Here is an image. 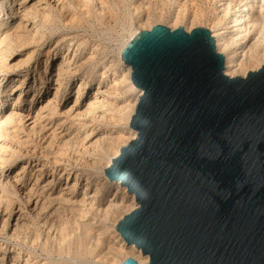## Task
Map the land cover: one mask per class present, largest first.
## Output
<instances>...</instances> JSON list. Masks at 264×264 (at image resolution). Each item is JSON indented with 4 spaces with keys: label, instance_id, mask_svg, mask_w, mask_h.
<instances>
[{
    "label": "water",
    "instance_id": "obj_1",
    "mask_svg": "<svg viewBox=\"0 0 264 264\" xmlns=\"http://www.w3.org/2000/svg\"><path fill=\"white\" fill-rule=\"evenodd\" d=\"M133 139L104 169L136 201L122 264H264V64L228 76L208 29L155 24L121 53Z\"/></svg>",
    "mask_w": 264,
    "mask_h": 264
},
{
    "label": "rangeland",
    "instance_id": "obj_2",
    "mask_svg": "<svg viewBox=\"0 0 264 264\" xmlns=\"http://www.w3.org/2000/svg\"><path fill=\"white\" fill-rule=\"evenodd\" d=\"M33 1L31 0L30 2ZM50 1L52 2V0ZM102 1H105L107 5ZM102 1L89 0L91 2L89 3L88 0H67L63 5L64 9L61 8V11H58L60 14L54 11L51 12V22L45 24V27L41 29L42 32L44 31L42 37L36 36L39 39L36 40L35 38L33 43L20 47L18 44H16L17 46L10 44L9 50H6V52H9V54L8 52L5 53L8 55H6V62L9 68L6 72L0 73V79H2L0 81V171H2L0 174V264H114L115 262V264H118L127 257H131L136 261L139 260L137 261L139 263L146 262L145 255H142L140 251L134 248L126 246L124 242L122 243L120 237L117 236L118 232L115 231L118 221L125 214L135 209L136 201L134 196L129 194L118 183L104 178V173H102L104 164H95V168L85 167V164H89L88 159L92 160L89 156L84 159V164L80 163L82 160L75 163L76 159L80 157L77 151L79 148L77 143L84 137L85 132L89 133L90 131L88 128H82L81 125L86 122L87 125L94 124L95 126L89 138L83 141L86 146L98 136L104 137L103 144L106 145L111 139L118 136V133L119 135L123 134L124 137L132 136L134 129L130 128L129 125L126 126L122 115L119 114L122 110L127 109L130 104L134 103L139 95V90L135 86L131 85L129 81L122 80L126 67L118 59L119 44L124 38L123 36H126L130 30L134 28L143 30L155 24H161L170 29L182 26L187 32L195 27H204L210 31L211 36H213L214 31L218 30L221 32V37H236V35H233L234 29L228 26L232 22L233 10L230 9L228 15L222 18V11L228 3L227 0L126 1L129 4L125 3L124 0H122V3L121 0ZM228 1L230 2V7L238 2L239 4L236 8L239 7V9L245 3V0H239L240 2L238 0ZM138 2H142L141 5ZM114 3H117L119 8L124 4V8H121L124 12L117 8L118 6ZM259 3L257 2L256 6ZM88 4L91 5L89 6ZM111 4H114L115 7ZM256 6L250 13H256ZM78 7H82L80 10L82 14H80ZM76 8L77 11H75ZM83 8L86 11H83L85 10ZM112 9L114 11L111 13L110 10ZM115 10H118L117 12H120V14L118 15ZM95 11H97L98 15ZM131 13L133 16H131ZM181 14L183 15L182 18ZM120 15L121 17H119ZM177 16V19L180 18L179 20L176 19ZM73 19L76 21H73ZM115 19H118V21H115ZM53 20L54 22H52ZM126 23L127 25H125ZM217 23L219 24L217 25ZM8 24L9 22L6 26ZM221 41L222 39H220L219 43ZM251 42L252 39L250 40V37L242 39V41L239 39V43L238 40L233 42L234 45L231 44L232 47L229 46V51H223L222 54L223 56H231L230 53L234 51L235 53L232 52V55H236L231 56V58L238 63L241 58V48L239 47L242 46L246 50ZM216 49L220 51L221 48L218 47ZM260 53L258 52V54ZM257 57H254L256 59L252 58L250 64L248 62L247 67H244V70L241 69L243 71H240L238 76H242L244 71L246 74L250 70H256L264 64V61H260L262 58L259 56L260 59H257ZM62 59L64 61L67 60L66 63L69 62L70 69L64 75L62 85L59 88L60 91L55 99L54 91L57 86L54 85V73ZM255 60L256 62H254ZM252 61L254 67H250ZM77 67L79 69L73 71ZM80 75H85L87 82L77 97L76 88L81 83ZM40 77H46L45 82L42 84H39ZM20 81L21 90L23 91L17 99L19 91L15 88ZM37 87L38 90H36ZM40 87L41 89H39ZM97 88H99L101 94L106 95L108 106L103 109L104 114H102L103 116L100 120L92 121L90 117L85 115V112ZM39 98L41 101L37 105L35 102ZM49 99H54L53 101L50 100L52 102L56 100L54 104L52 103L51 110L42 111L41 115L44 116L38 117L35 129L31 128L33 115L37 113L38 107L44 106ZM111 102L113 103L112 106ZM13 104L18 109L26 107L31 113L29 118L22 120L21 125L17 120L5 121L10 111L9 108ZM118 108L120 110H117ZM100 112L98 114L101 115ZM21 113L25 115L26 112ZM83 115L85 116L84 118ZM40 126L43 128L41 129ZM55 132L58 134L53 137L52 134ZM64 140L70 141L67 146L62 145ZM25 165H30L31 167H25V172L22 173ZM41 165L44 168L42 176L35 181L33 172ZM52 167H56L57 170L71 168V171L77 173L80 177L81 185L77 184L74 188V193L69 195L71 201H58L60 195L65 194L63 192L67 190L63 189V181L58 184L54 180L50 186H47V181L51 178V174L57 177V173H53L51 170ZM30 173H32V176H29ZM20 181L24 182V188L21 190L17 189L16 185V182ZM85 182H88L86 189L83 188ZM4 185H6V188H4L7 191L4 190ZM65 187L67 188L68 185ZM28 188H31L30 190L34 192L36 191V194L33 192L34 196L32 195L33 197H30L29 201L26 202L24 197L28 193ZM95 188H98L99 191L97 199L95 198L94 201V210L82 221L85 224L94 226L92 229H87L88 231L84 229V233L81 234L84 241L93 245L90 248V253H88L77 246V237H80L77 234H80V229L72 228V220L74 218L79 219L74 208H76V203L83 196L82 191H86L85 196L88 197L90 194L92 195ZM12 191L13 194L15 191L18 192L13 195ZM38 195H41V197H38ZM45 195L46 197L48 195L49 200L50 198L53 200L51 204L45 202L43 199ZM35 201L37 204L34 206ZM42 201L49 206H44L45 210L40 208L42 210L40 211L38 208L41 206ZM115 203H120V208L118 207L117 212L112 216L115 222L112 218V221H107L104 223L105 225L98 224L101 221L100 216L104 208L109 204ZM65 222L66 226L63 225ZM56 224L57 228L65 227L67 233L65 230L57 229ZM58 232L62 233L60 238H58ZM64 236L67 238H64L61 242L60 240ZM61 245L62 247H60ZM117 259L118 262L116 261Z\"/></svg>",
    "mask_w": 264,
    "mask_h": 264
},
{
    "label": "bare ground",
    "instance_id": "obj_3",
    "mask_svg": "<svg viewBox=\"0 0 264 264\" xmlns=\"http://www.w3.org/2000/svg\"><path fill=\"white\" fill-rule=\"evenodd\" d=\"M31 0H0V73H3V72H6L7 70H8V68H9V66H8V64H7V62H6V55L7 54H5V53H7L6 52V50H9L8 48L10 47L9 45L10 44H13V45H15V46H17L16 44H18V46L20 47V46H23V45H27V44H30V43H33L34 41H35V38H36V36L38 37H42L43 36V32H42V28H44L45 27V24H47V23H50L51 22V20H52V14H51V12L52 11H54L55 13L56 12H58L61 8H63V5H64V3L67 1V0H52V2L50 1V0H32L33 2H30ZM82 1V0H81ZM86 1V0H85ZM90 1H93V0H90ZM102 1V0H101ZM118 1V0H117ZM126 1H128V0H124V2L125 3H127ZM130 1V0H129ZM151 1V0H150ZM231 1V0H230ZM239 1V0H238ZM30 2V3H29ZM75 2H77V1H75ZM84 2V1H83ZM88 2H89V0H88ZM103 3H105V1H102ZM108 2V1H107ZM110 2V1H109ZM112 3H113V1H111ZM120 2V1H119ZM134 2V1H133ZM227 4H226V6L223 8V11H222V18H224L226 15H228V12H229V10L230 9H232L233 10V14H232V19H231V23H230V25H228L230 28H233L234 30V34L233 35H236V37L235 36H233V37H230L229 35V37L230 38H224V37H221V32L220 31H218V30H216V31H214L213 32V38H214V43H215V45H216V48H218V47H220L221 49H220V51H219V49L217 50V51H219V52H221V53H223V51H226V50H228L229 49V46H231V44H233L234 45V43L233 42H237V40H238V43H239V39H241V41H242V39H247V38H249L250 37V40L252 39V42H251V44L249 45V47L246 49V50H244L243 49V47L241 46V47H239V48H241V58H240V61H238V63L237 62H235V60L234 59H232L231 58V56H233V55H236V54H233L232 55V52H234V51H232V49H231V56H226V55H224V58H225V65H224V72H225V74H227L228 76H237L238 75V73L241 71V69H243L244 70V67H247L246 65L248 64V62H249V64H250V60L253 58V59H256V58H254V57H257V54H258V52L260 53V51H261V53L260 54H258V57H257V59L259 58V56H260V58H262L260 61H264V0H258V1H256V0H245V3L242 5V7H240V9H239V7L238 8H236L237 7V5L239 4L238 2L235 4L234 3V5L232 6V7H230V2L227 0ZM240 2V1H239ZM257 2L259 3L258 4V6H256V4H257ZM70 3H71V1H70ZM81 3V2H80ZM86 3V2H85ZM89 3H91V2H89ZM103 3H101V4H103ZM121 3H122V0H121ZM135 3V2H134ZM139 3V5H141V3L140 2H138ZM75 4V3H74ZM78 4H79V2H78ZM93 4V3H92ZM106 5H107V3H105ZM115 4V3H114ZM114 4L112 5V6H114ZM127 4H129V2L127 3ZM67 5H68V3H67ZM67 5H65V6H67ZM89 5V4H88ZM91 5V4H90ZM89 5V6H90ZM97 5V4H96ZM104 5V4H103ZM105 5V6H106ZM108 5H110V4H108ZM115 5H117V3L115 4ZM120 5V4H119ZM123 6H124V4H122ZM126 5V4H125ZM132 5V4H131ZM134 5V4H133ZM73 6V5H72ZM75 6V5H74ZM82 6V5H81ZM88 6V7H89ZM104 6V7H105ZM118 6V5H117ZM116 6V7H117ZM122 6V7H123ZM135 6V5H134ZM256 6V8H257V11L256 10H254V11H256V13H250V11L251 10H253V8ZM100 7V6H99ZM102 7V6H101ZM115 7V6H114ZM121 7V6H120ZM121 7V8H122ZM127 7V6H126ZM137 7V6H136ZM140 7V6H139ZM74 8V7H73ZM79 9V11L82 9V7H78ZM97 8V7H96ZM95 8V9H96ZM103 8V7H102ZM102 8H101V10H102ZM109 9H110V7H108ZM117 8H119V6L117 7ZM121 8H119V9H121ZM124 8V7H123ZM51 9V10H50ZM64 9V8H63ZM83 9H85V8H83ZM86 9H87V7H86ZM86 9L85 10H83V11H86ZM132 9H134V7H132ZM137 9H139V8H137ZM107 10V9H106ZM106 10H104V11H106ZM122 10V9H121ZM131 10V9H130ZM136 10V9H135ZM135 10H133V11H135ZM231 10V11H232ZM61 11V10H60ZM75 11H77V8H76V10ZM78 11V12H79ZM103 11V12H104ZM111 11V13H112V11H114L113 9L112 10H110ZM118 10H115V12H117ZM123 11V10H122ZM127 11V10H126ZM81 13L80 14H82V11H80ZM96 13H97V11H95ZM102 12V11H101ZM100 12V13H101ZM124 12V11H123ZM132 12V11H131ZM253 12V11H252ZM59 13V12H58ZM57 13V14H58ZM118 13V12H117ZM60 14V13H59ZM76 14V13H75ZM86 14H87V12H86ZM106 14V13H105ZM110 14V13H109ZM114 14V13H113ZM120 14V12L118 13V15ZM128 14H129V12H128ZM128 14H126V15H128ZM132 14V13H131ZM130 14V15H131ZM74 15V14H73ZM97 15H98V13H97ZM130 15H129V19H130ZM103 16V15H102ZM122 16H123V14H122ZM131 16H133V14L131 15ZM179 16V15H178ZM178 16L176 17V19L178 18ZM57 17V16H56ZM60 17V16H59ZM71 17H73V16H71ZM83 17V16H82ZM119 17H121V15L119 16ZM124 17V16H123ZM127 17V16H126ZM183 17V15L181 14V18ZM102 18V17H101ZM114 18V17H113ZM128 18V17H127ZM126 18V19H127ZM221 18V19H222ZM55 19V18H54ZM78 19V18H77ZM125 19V20H126ZM132 19V18H131ZM180 19V18H179ZM179 19H177V20H179ZM60 20V19H59ZM75 19H73V21H74ZM79 20V19H78ZM76 21V20H75ZM115 21H118V19L116 20L115 19ZM122 21V20H121ZM123 21H124V18H123ZM127 21V20H126ZM9 22V24L6 26V24ZM52 22H54V20L52 21ZM80 22V21H79ZM103 22V21H102ZM128 22H129V20H128ZM108 23V22H107ZM113 23V22H112ZM131 23V22H130ZM129 23V24H130ZM219 23H220V21H219ZM219 23H217V25L219 24ZM52 24V23H51ZM101 24V23H100ZM111 24V23H110ZM117 24V23H116ZM124 24V23H123ZM221 24V23H220ZM125 25H127V23L125 24ZM131 25V24H130ZM130 25H128V26H130ZM108 26V25H107ZM124 27V26H123ZM122 27V28H123ZM151 27V26H150ZM150 27H148L147 29H150ZM125 29V28H124ZM131 29V28H130ZM129 29V30H130ZM47 30V29H46ZM109 30H111L110 28H109ZM138 31H139V29H133V30H130L128 33H127V35L126 36H123L124 38L122 39V41H121V43L119 44V48H118V59L120 60V61H122V59H121V53H122V50L124 49V47L127 45V43L138 33ZM224 33V32H223ZM256 35V36H255ZM118 36H119V34H118ZM121 36V35H120ZM224 36V35H223ZM227 36V37H228ZM224 38V39H223ZM37 39H39V38H36V40ZM220 39H222V41H221V43H219V41H220ZM229 39V40H228ZM244 42V41H243ZM36 43V42H35ZM12 46V45H11ZM232 47V46H231ZM235 49V48H234ZM222 50V51H221ZM11 51V50H10ZM229 51V50H228ZM239 51V50H238ZM75 53V52H74ZM235 53V52H234ZM8 54H9V52H8ZM74 55V54H73ZM8 56V55H7ZM91 58V57H90ZM259 58V59H260ZM238 60H239V58H238ZM66 61L67 60H63L62 59V62H60L58 65H57V68H56V70H55V73H54V85H56L57 87L55 88V93H54V98L56 99L57 98V95H58V93H59V91H60V86L62 85V80H63V77H64V75L66 74V72H67V70L68 69H70V64H69V62H67L66 63ZM69 61V60H68ZM87 62V61H86ZM123 62V61H122ZM254 62H256V60L254 61ZM66 63V64H65ZM252 63H253V61L251 62V66L250 67H252L253 65H252ZM79 65V64H78ZM248 66V67H249ZM80 67V66H79ZM125 67H126V72H125V75H124V77H122L123 79V81L125 80V81H129L130 83H131V85H133L132 84V82H131V79H130V72H131V69H130V66L129 65H126L125 64ZM254 67V66H253ZM79 68L77 67V68H75V69H73V71H77ZM246 69V68H245ZM248 69V68H247ZM242 70V71H243ZM241 71V72H242ZM245 75V71H244V73L242 74V76H244ZM6 76V75H5ZM81 76V75H80ZM43 78V79H42ZM40 79V82H39V84H42L43 82H45V79H46V77H40L39 78ZM2 79H0V81H1ZM80 80H81V83H79V85L77 86V88H76V94H77V97L79 96V94H80V92L82 91V89L84 88V86H85V84H86V82H87V77L85 76V75H82L81 77H80ZM115 84H116V82H115ZM134 86V85H133ZM21 87H22V85H21V81H20V83L16 86V88L15 89H17L19 92H18V95H17V99L20 97V95H21V93H22V91L23 90H21ZM41 87H43V86H41ZM41 87L39 88V89H41ZM129 88V87H128ZM36 90H38V87L36 88ZM97 91L95 92V94H94V96H92L93 98H92V100L91 101H89L90 103L87 105V107H86V112H85V115H87L88 117H90V119L92 120V121H98V120H100L101 118H102V114H104L103 113V109H105V108H107V100H106V95H103V94H101V91L99 90V88H97L96 89ZM99 90V91H98ZM127 91H129V90H127ZM107 92V91H106ZM108 93V92H107ZM139 93H140V90H139ZM48 94V93H47ZM16 99V100H17ZM77 99V98H76ZM50 100H52V99H49V101L44 105V106H40V107H38V109H37V113L36 114H34L33 115V117H32V120H33V122L31 123V128H33V129H35V126L37 125L36 124V122H37V119H38V117L39 118H41V116H44V115H41L42 114V111H45L46 109L48 110V109H50L51 108V106H52V103L54 104L55 103V101L54 102H52V101H50ZM106 100V101H105ZM40 98H39V100H36V104L37 105H39V103H40ZM15 102V101H14ZM108 102H110V101H108ZM136 102H137V100L134 102V103H132V104H130L128 107H127V109H125V110H122L121 111V113H119V114H121L122 115V119L124 120V123H125V125L126 126H128L129 125V122H130V118H131V116H132V114H133V112H134V109H135V106H136ZM112 102H111V106H112ZM114 106V105H113ZM127 106V105H126ZM125 106V107H126ZM119 107V106H118ZM58 108V107H57ZM110 108V107H109ZM53 109V108H52ZM116 109V108H115ZM9 114H8V116H7V118L5 119V121H7V122H10V121H19L20 122V125H21V122H22V120L24 119V118H29V116H30V111H29V109H27L26 107H22V109H18L17 107H15L14 106V104L13 105H11L10 106V108H9ZM22 110V111H21ZM51 110V109H50ZM49 110V112H51ZM113 110V109H112ZM117 110H120L119 108L117 109ZM100 111H102V112H100ZM115 111V110H114ZM113 111V112H114ZM21 112H26L25 113V115L23 114V113H21ZM53 112H55V111H53ZM52 112V113H53ZM58 112V111H57ZM98 112H100L101 113V115L100 114H98ZM51 113V114H52ZM85 116L83 115V118H84ZM119 117H120V115H119ZM34 118V119H33ZM31 119V118H30ZM120 119V118H119ZM39 121V120H38ZM58 122V121H57ZM117 122H118V120H117ZM123 122V121H122ZM59 125V124H58ZM56 126V125H55ZM41 127V126H40ZM61 127V126H60ZM81 127L83 128H85V129H90V131H89V133H87V132H85L84 130V132L86 133L85 135H83L82 137L83 138H81L80 139V142L79 143H77L78 144V149H77V151L79 152V155H80V157L78 158V159H76V162L75 163H77V162H80V160H82V162H80V163H82V164H84V159H87L86 157L87 156H89V157H91L92 158V160H89L88 159V161H89V164H85L86 166L85 167H87V166H89V168H91V167H94L95 166V164L97 165V164H104V167H103V172L102 173H104V169L107 167V166H109V164L111 163V159L113 158V157H115L117 154H118V152H119V149H120V147L121 146H123V145H125L128 141H130L131 139H133V137H134V135H136V131L134 130L133 131V134H132V136H130V137H124L123 136V134L121 135H119V133H118V136H116L115 138H113V139H111L109 142H108V145H106V144H103V138H101V137H97V138H95L92 142H90L89 143V145H85V144H83L84 142V140L85 139H87V138H89V136L92 134V132L94 131V129H95V126H94V124H92V125H87L86 124V122H83L82 123V125H81ZM129 127H130V125H129ZM43 127H41V129H42ZM55 128V127H54ZM80 128V127H79ZM131 128V127H130ZM38 132V131H37ZM54 132V131H53ZM61 132V131H60ZM64 132V131H63ZM83 132V133H84ZM1 133V132H0ZM30 133V132H29ZM28 133V134H29ZM70 133V132H69ZM58 134V133H57ZM56 132L55 133H53L52 134V136L53 137H56ZM3 137V136H2ZM68 137V136H67ZM22 138V137H21ZM69 138V137H68ZM64 139V138H63ZM67 139V138H66ZM70 139V138H69ZM109 139V138H108ZM104 140H106V139H104ZM91 141V140H90ZM108 141V140H107ZM106 141V142H107ZM70 142V141H69ZM68 140H64L63 142H62V145H65V146H67L68 145ZM110 143V144H109ZM88 144V143H87ZM104 145V146H103ZM76 153V152H75ZM55 160V159H54ZM62 160V159H61ZM65 161V160H64ZM56 163V162H55ZM86 163V162H85ZM4 164V163H3ZM72 164V163H71ZM83 166V165H82ZM25 167H31L30 165H25L24 166V168H23V170H22V173H24L25 172ZM57 167V166H56ZM56 167H52V171H53V173H57V177H55V175L54 174H51V178L50 179H48V184H47V186H50L51 185V183L54 181V180H56V182L58 183V184H60L59 182H62L63 181V189H67L66 190V192H63V193H65V194H61L60 195V197L58 198V201H60V202H68V201H71L70 200V196L69 195H72L73 193H74V188H75V186L77 185V184H80L81 185V180H80V177L78 176V174L77 173H74V172H72L71 171V168H68V169H60V170H57V168ZM99 167V166H98ZM84 168V167H83ZM95 168V167H94ZM97 168V167H96ZM43 165H41L40 167H38V168H36V170H34V178H35V181L37 180V179H39V177L40 176H42V171H43ZM93 169V168H92ZM102 169V168H101ZM100 169V170H101ZM20 170V169H19ZM1 172L2 171H0V174H1ZM21 172V171H20ZM27 172V171H26ZM22 173H21V175H22ZM18 174V173H17ZM104 175V178L106 179V180H108V181H110L106 176H105V174H103ZM102 175V176H103ZM29 176H32V173H30L29 174ZM12 178H13V176H12ZM17 178V177H16ZM14 180H15V177H14ZM8 181V180H7ZM17 181H19V180H17ZM46 182V183H47ZM113 182H116V183H118L119 185H120V183L119 182H117V181H113ZM7 184V183H6ZM14 184V183H13ZM69 184H70V186H69ZM91 184V183H90ZM8 185H9V183H8ZM16 185H17V189H19V190H21L22 188H24V182H22V181H20V182H16ZM68 185V187L66 188L65 186H67ZM85 186V187H84ZM84 186H83V188H85L86 189V187L88 186V182H85L84 183ZM91 186V185H90ZM121 186V185H120ZM6 188V185H4L3 186V188ZM32 187V186H31ZM96 187V186H95ZM124 189H126L124 186H122ZM4 188V190H6ZM16 189V190H17ZM29 189V188H28ZM31 189V188H30ZM27 190L28 191V193H26V195H25V199H26V202H28L29 201V198L30 197H33L34 196V194H33V192L34 191H32V190ZM34 189V188H33ZM37 190V189H36ZM3 191V190H2ZM7 191V190H6ZM98 191H99V189L98 188H95L94 189V191L92 192V195L90 194V196H88V197H86L85 196V194H86V191H82V194H83V196H81V198H80V200H79V202L78 203H76V201H75V203L77 204V206H75L76 208H74V209H76V213H77V218H79V219H75L74 217V219L72 220V224H73V229H80L79 230V233L80 234H77L78 236H80V237H77V246L79 247V248H81L82 250H84V251H86V252H88V253H90V248H91V246H93L92 244H88V242H86V241H84L83 239L84 238H82V236H81V234H83L84 232V229H92V227H94L93 225H88V224H85V223H83L82 221L86 218V217H88L89 216V214H91V212L94 210V201H95V198L97 197V194H98ZM127 191V190H126ZM9 192V191H8ZM18 192V191H17ZM16 191H15V193L14 194H16L17 193ZM36 192V191H35ZM34 192V193H35ZM89 193V192H88ZM10 194V193H9ZM12 194H13V191H12ZM13 194V195H14ZM36 194V193H35ZM59 194H60V192H59ZM5 195V194H4ZM33 195V196H32ZM41 195H42V193H41ZM41 195H38V197H41ZM16 196V195H15ZM133 196V195H132ZM4 197V196H3ZM42 197H43V195H42ZM45 198H43L44 200H45V202L46 203H52L53 202V200H51V198H50V200H49V198H48V195H47V197H46V195L44 196ZM5 198V197H4ZM35 198V197H34ZM8 199V198H7ZM36 199H38V198H36ZM97 199V198H96ZM87 200H89V201H87ZM9 201V200H8ZM57 201V200H56ZM57 201V202H58ZM43 202V201H42ZM41 202V206L38 208L39 210H40V208L41 209H43L44 208V206H49V205H45V202H43L42 203ZM55 202V201H54ZM74 203V204H75ZM37 203H36V201H35V204H34V206L36 205ZM60 204V203H59ZM62 204V203H61ZM75 204V205H76ZM73 205V204H72ZM120 206V203L119 204H117V203H115V204H109L106 208H104V211L103 212H101V216H100V218H101V221L98 223V224H102V225H105L104 223H106L107 221H112L111 219L113 218L112 216H114V214L117 212L116 210L118 209V207ZM47 208V207H46ZM61 208V207H60ZM60 208H59V210H60ZM120 208V207H119ZM57 209V208H56ZM55 209V210H56ZM99 209V208H98ZM44 210H45V208H44ZM62 210V209H61ZM40 211H42V210H40ZM54 211V210H53ZM52 211V212H53ZM75 211V210H74ZM98 211V210H97ZM94 213V212H93ZM99 213H100V211H99ZM98 214V213H97ZM88 215V216H87ZM99 216V215H98ZM116 216V215H115ZM114 219V218H113ZM114 222H115V219H114ZM68 223V222H67ZM71 223V222H70ZM69 223V224H70ZM53 224V223H52ZM66 224V222L63 224V225H65ZM117 225V224H116ZM66 226V225H65ZM113 227H114V225H112ZM50 227H52V226H50ZM100 227V226H99ZM102 227V226H101ZM53 228V227H52ZM56 228H57V224H56ZM70 228V227H69ZM71 228V229H72ZM96 228V227H95ZM57 229H62V230H65L66 231V233H67V230L65 229V227H59V228H57ZM81 229H82V232H81ZM100 229V228H99ZM61 230V231H62ZM88 231V230H87ZM115 231L116 232H118L117 230H116V226H115ZM59 233V232H58ZM62 233H63V231H62ZM61 233V234H62ZM65 233V234H66ZM60 233H59V237L58 238H60V235H61ZM68 234H70V233H68ZM66 236V235H65ZM62 237L61 238V242H62V240H64V238H67V237ZM70 236V235H69ZM69 236H68V240H69ZM117 236H119L120 237V241L123 243H125V241H124V239L120 236V234L118 233V235ZM67 240V239H66ZM60 241H59V244H60ZM57 242H58V240H57ZM62 245H63V243H62ZM62 245L60 246V247H62ZM125 245L126 246H128V247H131V248H134V249H136L133 245H127L126 243H125ZM59 247V248H60ZM89 247V248H88ZM121 247V246H120ZM69 250V249H68ZM132 250V249H131ZM137 251H140L139 249H136ZM92 251V250H91ZM121 254V253H120ZM125 254H127L126 252H125ZM107 256V255H106ZM125 257V256H124ZM113 258V257H112ZM117 258V257H116ZM119 259V258H118ZM118 259L116 260L117 262H118ZM148 259V257L145 255V260H147ZM79 261V260H78ZM137 261H139V260H137ZM115 262V261H114ZM113 262V263H114ZM122 260L118 263V264H122ZM78 263V262H77ZM85 263V262H84ZM111 263V262H110ZM116 263V262H115ZM114 263V264H115ZM83 264V263H82Z\"/></svg>",
    "mask_w": 264,
    "mask_h": 264
}]
</instances>
